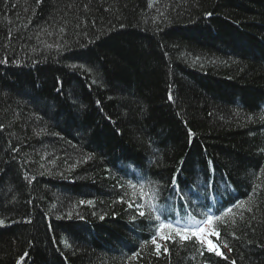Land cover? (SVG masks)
Listing matches in <instances>:
<instances>
[{"label":"trees","instance_id":"16d2710c","mask_svg":"<svg viewBox=\"0 0 264 264\" xmlns=\"http://www.w3.org/2000/svg\"><path fill=\"white\" fill-rule=\"evenodd\" d=\"M226 207L220 256L159 230ZM0 221V264H264V0H0Z\"/></svg>","mask_w":264,"mask_h":264},{"label":"snow or ice","instance_id":"6c2138e0","mask_svg":"<svg viewBox=\"0 0 264 264\" xmlns=\"http://www.w3.org/2000/svg\"><path fill=\"white\" fill-rule=\"evenodd\" d=\"M143 187V186H142ZM170 187L172 192L179 196L181 199H184L186 196V193L183 192L179 185L177 184V177L174 175L173 177H171L170 180ZM169 199H171V197H169ZM188 203H191V201L189 200ZM129 206H132V203L130 202ZM236 205L234 204L232 207H235ZM137 209H138V214L141 217H144L146 215V213L143 210H139L141 208L144 207L143 204H138L136 205ZM151 210L154 213H157V215L155 216V219L157 222L163 220H167L168 216L165 215V210L162 208H158L156 204H151L150 205ZM232 207H226L223 209H218L219 212H221V215H209L207 216L206 220H201L199 221V226L198 227H192V228H180V227H175L172 223H160L159 224V230H163L165 228L168 229H172V232L174 233V235L176 237H179V239L181 241H188V240H193L195 239V241L202 247H206V250L208 252H215V254L217 256L222 255V253L220 252L219 248L213 244V242L211 240H208L207 242L205 241L204 237L205 235H213L216 236L217 238H219V232L215 229L214 226V221L216 220H220L222 219L223 215H226L227 213L232 212ZM3 221H0V224H2ZM204 225H210L212 226L211 230L206 229L204 227ZM167 239L168 237H162ZM153 244L156 245L157 250H159L160 245L156 244V240L155 238H153ZM225 247H228L227 243L224 244ZM233 264H235V262H233Z\"/></svg>","mask_w":264,"mask_h":264},{"label":"rangeland","instance_id":"374dc122","mask_svg":"<svg viewBox=\"0 0 264 264\" xmlns=\"http://www.w3.org/2000/svg\"><path fill=\"white\" fill-rule=\"evenodd\" d=\"M199 226V225H198ZM198 226H195V227H198ZM204 227L206 228V229H208L207 228V225H204ZM182 228H192V227H189V226H183ZM210 230V229H209ZM204 239H205V241L207 242L208 240H211L212 242H213V244H215L218 248H219V250H220V252H221V248H220V246L212 239V237H211V235H205V237H204Z\"/></svg>","mask_w":264,"mask_h":264},{"label":"bare ground","instance_id":"6f19581e","mask_svg":"<svg viewBox=\"0 0 264 264\" xmlns=\"http://www.w3.org/2000/svg\"><path fill=\"white\" fill-rule=\"evenodd\" d=\"M210 176H213V174L211 173V171H210Z\"/></svg>","mask_w":264,"mask_h":264}]
</instances>
